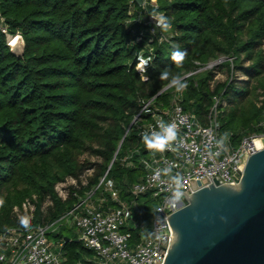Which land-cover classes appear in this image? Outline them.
<instances>
[{"label": "trees", "instance_id": "16d2710c", "mask_svg": "<svg viewBox=\"0 0 264 264\" xmlns=\"http://www.w3.org/2000/svg\"><path fill=\"white\" fill-rule=\"evenodd\" d=\"M158 2L157 12L171 19L172 28L152 33L144 22H135L136 29L126 25L130 13L140 10L134 0H0L11 32L20 33L26 45L25 56L19 58L0 32V230L19 225L14 207L34 194L39 200L35 222L43 216L47 198L54 207L45 220L58 219L76 198L60 199L56 184L80 178L90 169L81 194L98 186L108 172L106 181L113 180L122 199H129L128 187L144 175L139 160L146 156V146L136 130L126 135L127 129L141 99L157 96L158 104L170 103L173 86L158 95L169 86L170 77L160 78L168 66L183 77L195 62L235 59L226 66L244 79L212 90L214 72L193 76L183 92V105L202 118L218 95L229 104L223 130L238 139L261 129L264 0ZM144 28L140 42L131 38L134 29L140 33ZM160 33L166 37L163 42L154 39ZM174 47L188 49L178 67L170 58ZM140 62L146 65L145 73L137 69ZM130 151L134 168L122 164ZM84 154L97 160L82 162ZM142 199L155 209L150 196ZM55 237L71 238L64 244L67 264L94 256L76 241L77 233L60 231Z\"/></svg>", "mask_w": 264, "mask_h": 264}, {"label": "built area", "instance_id": "2783aa9c", "mask_svg": "<svg viewBox=\"0 0 264 264\" xmlns=\"http://www.w3.org/2000/svg\"><path fill=\"white\" fill-rule=\"evenodd\" d=\"M139 7L135 22H144L151 28V32L153 30L152 33H156V29H152L155 21L149 13H159L158 0H143V5ZM0 32L6 36L8 45L20 35L11 32L1 7ZM164 40L166 37L163 35L162 42ZM220 62L221 58L206 65L195 62L196 67L184 74L183 78L187 81ZM139 64H143L139 71L145 73V63ZM143 79L148 78L143 75ZM170 87H165L158 95ZM183 91L172 92L170 103L166 106L158 104L157 96L140 100V111L134 116L126 135L131 130H136L142 138L145 130L157 129V121L163 120L175 122L178 140L173 144L179 140L183 144L178 149H165L155 154L154 150L146 148L148 153L139 160L144 175L140 181L128 187L129 199H122L113 180L106 181L108 172L98 186L85 190L83 194L79 192L80 187L87 186L92 169L80 178L71 177L74 184L71 186L80 190L69 188V178L59 182L55 186L58 197L63 201L71 196L75 197L73 207L56 220L47 221L43 215L37 222L34 218L39 201L36 195L33 199L24 201L21 209L15 208L17 218L21 215L30 217L31 227L23 230L18 225L0 230V264H67L65 239L52 237L54 230L61 227L75 230L84 248L94 253L92 258L75 264H163L172 236L168 216L186 203L184 194L180 198L173 196L175 184L170 179L171 175L178 173L181 177L180 190L189 193L200 188L199 182L202 186L214 182L220 185L235 184L240 180L250 156L264 149V121L258 123V129L261 128L258 132L243 133L240 138L235 139L234 132L223 130L224 109L229 104L221 96L213 97L212 105L201 118L185 109ZM133 156V151L128 152L123 157L122 164L134 168ZM167 168H171L172 172H166ZM146 196H150L156 203L150 232L145 223L147 208L142 199ZM47 199L51 203L49 206H54L53 200ZM135 212L138 213V218L134 217Z\"/></svg>", "mask_w": 264, "mask_h": 264}, {"label": "water", "instance_id": "95a60500", "mask_svg": "<svg viewBox=\"0 0 264 264\" xmlns=\"http://www.w3.org/2000/svg\"><path fill=\"white\" fill-rule=\"evenodd\" d=\"M9 47L25 56L22 35ZM198 185L182 192L185 205L168 216L172 236L163 264H264V149L250 156L237 183Z\"/></svg>", "mask_w": 264, "mask_h": 264}, {"label": "clouds", "instance_id": "9594fccd", "mask_svg": "<svg viewBox=\"0 0 264 264\" xmlns=\"http://www.w3.org/2000/svg\"><path fill=\"white\" fill-rule=\"evenodd\" d=\"M149 15L155 21L154 30L159 28L161 31H167L168 29L172 28V21L168 16L159 13H149ZM187 55V48L182 49L179 47H174L170 53V58L178 67ZM160 78L169 79V85L173 86L177 93L188 87L187 81L184 80V78L179 73H172L171 66H168L163 71H161ZM142 140L147 149L154 150L153 154H155V152H163L165 149H178L183 144L182 140H179L178 143L173 144V142L178 140V131L175 122H166L163 120L157 121V129L150 131L145 130L142 134ZM165 171L171 173L172 169L167 168ZM170 179L175 184L173 196L175 198H180L183 195L182 191L180 190V175L178 173L171 175ZM3 203V197H0V206H2ZM18 223L23 230H28L31 227L30 217L27 215L19 216Z\"/></svg>", "mask_w": 264, "mask_h": 264}, {"label": "rangeland", "instance_id": "374dc122", "mask_svg": "<svg viewBox=\"0 0 264 264\" xmlns=\"http://www.w3.org/2000/svg\"><path fill=\"white\" fill-rule=\"evenodd\" d=\"M138 13H139V11H136V12H133L132 14H131V16H130V18L126 21V25L128 26V27H132V28H135L136 27V25H135V20L138 18ZM162 14V13H161ZM132 18L134 19V23L132 22ZM145 20V19H144ZM136 29V28H135ZM133 30L132 31V35H131V38L134 40H136L137 39V41H141V39L140 38H142V36L141 35H145V28L144 29H142L141 31H140V33H137V30ZM152 29H154L153 27H152ZM152 32H153V30H152ZM138 34H139V36H138ZM155 39V41H158V42H162V40H163V34H159V35H157V37H155L154 38ZM23 40H24V38H23ZM130 43H132V41L130 42ZM264 48V47H263ZM230 57V56H229ZM229 57H226V56H223V57H221V59H222V62H220V63H218V64H216V65H214L212 68L210 67V68H206V69H204L199 75H202V74H204V72L206 73V72H209V71H212V72H214L215 73V75H214V80L212 81V82H210L211 83V89L213 90L216 86H217V84H224V83H226V82H231V81H234L235 79H244L243 77H242V75L240 74V73H235V71H234V73L231 71V72H229V70H228V68H227V63H230V62H234V60L235 59H230ZM228 61H230V62H228ZM137 68H138V70H142V68H143V65L142 64H138V66H137ZM233 73V74H232ZM198 75V76H199ZM197 77V76H196ZM191 79H193V77H191V78H188L187 79V83H189V81H191ZM172 87V86H171ZM170 87V88H171ZM169 89V88H168ZM173 90V91H172ZM186 89H184V91H185ZM171 91L172 92H174L175 91V88L173 87L172 89H171ZM183 91V92H184ZM260 96V95H259ZM261 98V96L259 97V102H260V99ZM81 160H82V162L83 161H85V160H90V161H96L97 160V157H95V156H91V155H88V154H84V155H82V157H81ZM69 178V183H68V186H69V188H73V189H76V190H80V189H83V188H85L84 186H81L80 187V189H77V188H75V187H73V186H71V185H74V184H72L73 182H72V178L71 177H68ZM74 178V177H73ZM67 179V178H66ZM63 182V181H62ZM58 184V183H57ZM68 186H67V188H68ZM117 190L118 191H120V189H118L117 188ZM68 192V191H67ZM34 196H35V194L34 195H32V197H28V198H26L24 201H26V200H30V199H33L34 198ZM23 201V202H24ZM49 200L48 199H46L45 200V202L43 203V206H44V212H42V208H41V213L44 215V217H46L47 216V213H48V211L51 209V208H53L54 206H49V205H51V203H49L48 202ZM23 204V203H22ZM22 204L21 205H17V206H15L14 207V209L15 208H18V209H21V206H22ZM42 206V207H43ZM147 208V207H146ZM152 210V208H147V214H146V221H145V223H146V226L148 227V230H149V232L151 231V229H152V224H151V217H152V215H153V210ZM36 212H37V210H36ZM36 212H34V218L36 219ZM134 217L135 218H138V213L137 212H135L134 213ZM60 231H64V232H67V233H69V232H73V233H76V231L75 230H70L69 228H66V227H61V228H56L55 230H54V232H53V235H52V237L54 238V239H56V237H55V235L58 233V232H60Z\"/></svg>", "mask_w": 264, "mask_h": 264}, {"label": "crops", "instance_id": "0c3cea01", "mask_svg": "<svg viewBox=\"0 0 264 264\" xmlns=\"http://www.w3.org/2000/svg\"><path fill=\"white\" fill-rule=\"evenodd\" d=\"M135 19V18H134ZM134 19L132 18V22L134 23Z\"/></svg>", "mask_w": 264, "mask_h": 264}, {"label": "bare ground", "instance_id": "6f19581e", "mask_svg": "<svg viewBox=\"0 0 264 264\" xmlns=\"http://www.w3.org/2000/svg\"><path fill=\"white\" fill-rule=\"evenodd\" d=\"M143 65V64H142Z\"/></svg>", "mask_w": 264, "mask_h": 264}]
</instances>
